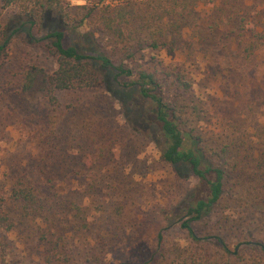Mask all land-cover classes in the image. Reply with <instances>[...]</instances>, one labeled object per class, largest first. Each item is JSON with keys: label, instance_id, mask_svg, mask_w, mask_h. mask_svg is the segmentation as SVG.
Here are the masks:
<instances>
[{"label": "trees", "instance_id": "obj_1", "mask_svg": "<svg viewBox=\"0 0 264 264\" xmlns=\"http://www.w3.org/2000/svg\"><path fill=\"white\" fill-rule=\"evenodd\" d=\"M229 1L93 0L90 5L79 6L84 12L73 24L76 16L69 13L65 0H0V7L9 9L0 21V70L13 39L40 49L55 65L50 71L30 66L20 83L19 96L32 93L55 107L61 94L105 91L119 105L128 129L151 141L158 159L169 165L176 177L195 180L185 196L162 211L165 224L157 229L149 252L128 257L119 251L106 258L104 244L87 247L84 236L107 244L109 231L98 226L94 232V226L80 215L76 197L81 187L83 194L96 195L97 184L61 182L65 175H78L77 165L53 167L44 163L4 172L0 181V230L14 232L23 244H32L38 264H229L232 257L246 261L240 253L247 250L261 256L264 264V242L244 238L229 248L222 237L199 235L194 230L195 224L223 201L231 173L235 172L236 180L230 185L264 183L262 160L257 159L250 169L259 168L251 182L244 179L245 162L239 158L247 148V152H257L254 146L264 147V134H248L246 128L253 129L250 124L229 131L231 124L223 117L214 123V129H201L202 122L205 125L209 121L210 111L195 93L192 73L183 61L172 63L149 56L180 52L189 60L206 52L205 41L212 36L219 48L235 51V63L254 58L255 49L264 47V16L251 13L248 18L247 9L241 14L239 8L228 5ZM82 19L90 22L91 29L73 37ZM231 69L226 66L227 72ZM244 89L243 96L250 100ZM66 136L64 131L60 136L44 132L36 141L40 143L37 147L47 158L50 153L62 157L63 149L56 142L64 143ZM226 202L231 215L238 210L244 215L258 209L264 212V195H244ZM102 209L106 210L104 206ZM104 220H110L109 216L99 221ZM111 222L116 228L115 239H121L118 224ZM168 229L184 233L185 244L166 243L163 238ZM237 229L238 224L230 231L236 233ZM208 246L218 254L210 253Z\"/></svg>", "mask_w": 264, "mask_h": 264}, {"label": "rangeland", "instance_id": "obj_2", "mask_svg": "<svg viewBox=\"0 0 264 264\" xmlns=\"http://www.w3.org/2000/svg\"><path fill=\"white\" fill-rule=\"evenodd\" d=\"M65 2L69 13L76 16L72 18V23L75 24L84 9L71 4L70 0ZM92 3L93 0H87L86 4ZM228 5L239 8L241 14L247 9L248 18L251 13L264 16V0H232ZM8 11L9 9L0 7V21L9 14ZM85 20L87 19H82L77 31H73V37L91 29L90 22ZM97 34L95 32L94 36H98ZM183 41L185 38L182 45ZM205 46L206 52L199 53V56L193 53L194 57L189 60L183 59L180 52L172 56L161 53H151L149 56L161 57L172 63L183 61V66L192 73L195 93L210 111V119L205 125L202 122L201 129H214V123L217 124L219 118L223 117L231 124L229 131L235 132L236 127L240 130V127L250 124L253 129L246 128L248 134H264V47L261 48V45L255 49L254 58L241 60L238 64L233 61L235 51L219 48L212 36L205 41L204 48ZM30 66L44 71L55 67L52 59L43 51L13 39L8 47L6 63L0 70V181L4 172L17 171L18 168L31 165H77L74 168H77L78 175H65L61 182H79L85 186L94 181L97 184L96 195L83 194L84 189H79L76 197L80 215H84L86 222L94 226V232H98V226H104L103 231H109L107 244L100 243L90 235L86 240L85 235L87 247L96 244L100 247L104 244L103 255L106 258L115 256L119 251L126 253L128 257L142 256L149 252L155 242L157 229L165 224L161 218L162 211L185 196L195 180L191 177H176L173 169L158 159L155 145L142 134H134L128 129L123 122L119 105L105 91L61 94L57 96L58 105L55 107L32 93L19 96L17 92L20 83ZM226 66L232 68L230 72H227ZM244 87L248 90L250 100L243 96ZM62 131L66 132V141L56 142L63 149L62 157L59 153H50V158H47L46 152L38 149L37 144L40 143L36 141L44 132L60 136ZM258 147L254 146L257 152H247L250 150L247 148L239 154V158L245 162L244 179L251 182L254 180V172L259 169L250 171L257 159L262 160L260 168L264 169V147ZM29 153L31 159H27ZM56 178L61 179L59 176ZM235 180L233 172L228 178L223 201L196 223L194 230L199 235L213 233L222 237L229 248L235 245V241L244 238L263 243L264 212L258 209L244 215L238 210V214L231 215L228 214L229 206L226 201L239 199L244 195L260 197L264 195V183L258 181L250 185H230ZM103 206L106 210L102 209ZM104 216H109L110 220L101 223L99 220ZM93 218L97 220L93 221ZM112 220L118 224V231L122 232L121 239L116 240L113 235L116 228ZM236 224L240 229L236 233L231 232ZM18 236L14 232L8 234L0 230V264H38L32 244H23L22 238L19 241ZM163 240L178 244L182 240L184 243L181 245L185 244L184 233L173 229L165 231ZM78 245L82 247L81 244ZM208 249L210 253L218 254L212 246H208ZM254 255L253 251L247 250L245 254L240 253L241 257L245 256L246 261L244 259L241 262L240 258L232 257L229 264H263L262 257Z\"/></svg>", "mask_w": 264, "mask_h": 264}, {"label": "clouds", "instance_id": "obj_3", "mask_svg": "<svg viewBox=\"0 0 264 264\" xmlns=\"http://www.w3.org/2000/svg\"><path fill=\"white\" fill-rule=\"evenodd\" d=\"M70 3L73 5H78V6H85L87 3V0H70ZM179 243L183 244L184 241H179Z\"/></svg>", "mask_w": 264, "mask_h": 264}]
</instances>
